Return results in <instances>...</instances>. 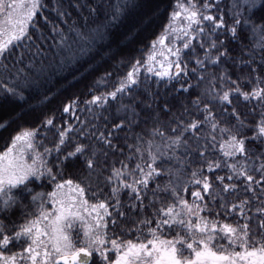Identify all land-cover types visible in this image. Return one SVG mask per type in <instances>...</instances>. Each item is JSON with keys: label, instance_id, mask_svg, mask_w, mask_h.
<instances>
[{"label": "snow or ice", "instance_id": "6c2138e0", "mask_svg": "<svg viewBox=\"0 0 264 264\" xmlns=\"http://www.w3.org/2000/svg\"><path fill=\"white\" fill-rule=\"evenodd\" d=\"M148 2L0 0V110L46 108ZM150 49L0 152V264H264V0H181Z\"/></svg>", "mask_w": 264, "mask_h": 264}, {"label": "trees", "instance_id": "16d2710c", "mask_svg": "<svg viewBox=\"0 0 264 264\" xmlns=\"http://www.w3.org/2000/svg\"><path fill=\"white\" fill-rule=\"evenodd\" d=\"M178 2H181V0H149L147 8L134 13L132 18L126 20L115 31V43L112 45L113 51L110 55L104 56L103 59L99 57L96 59L94 64L95 71L87 68V66L73 69L70 72L63 73L62 77L59 78L58 84L49 85L56 94L46 108L41 105H34L33 108L24 105L0 110V122L7 121L9 125L7 128H0V152H3L6 146L10 145L11 137L17 131L34 126L42 112H46L49 109L58 110L62 103L67 102L69 97L74 94L86 93L89 88L94 86V80L103 76L105 70L114 73L109 83V87H111V83L115 81L117 75L128 70L125 64L120 63L122 60L127 62L132 58H142L148 54L151 50V42L161 35L164 25L168 23L170 13ZM179 23L178 21L177 24L179 25ZM125 35L127 39H122ZM116 43H119L118 49L115 46ZM162 51L163 49L158 45L157 52ZM158 59H162V57H158ZM57 115H59V111H57ZM67 118L66 115L65 119ZM50 140L51 133H49ZM46 190L50 191L51 189ZM76 227L79 229L82 226L77 223ZM73 238L74 241L77 238H82V232L73 234Z\"/></svg>", "mask_w": 264, "mask_h": 264}, {"label": "rangeland", "instance_id": "374dc122", "mask_svg": "<svg viewBox=\"0 0 264 264\" xmlns=\"http://www.w3.org/2000/svg\"><path fill=\"white\" fill-rule=\"evenodd\" d=\"M26 2V0H25ZM5 21V17L3 15H0V24H3V22ZM6 26V25H4Z\"/></svg>", "mask_w": 264, "mask_h": 264}]
</instances>
